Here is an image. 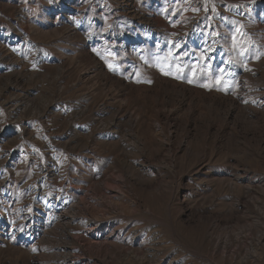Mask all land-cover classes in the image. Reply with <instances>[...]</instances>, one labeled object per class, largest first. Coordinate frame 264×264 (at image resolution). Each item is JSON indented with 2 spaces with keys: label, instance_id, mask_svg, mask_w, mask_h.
<instances>
[{
  "label": "rangeland",
  "instance_id": "rangeland-1",
  "mask_svg": "<svg viewBox=\"0 0 264 264\" xmlns=\"http://www.w3.org/2000/svg\"><path fill=\"white\" fill-rule=\"evenodd\" d=\"M2 41L0 264H264V0H0Z\"/></svg>",
  "mask_w": 264,
  "mask_h": 264
},
{
  "label": "bare ground",
  "instance_id": "bare-ground-1",
  "mask_svg": "<svg viewBox=\"0 0 264 264\" xmlns=\"http://www.w3.org/2000/svg\"><path fill=\"white\" fill-rule=\"evenodd\" d=\"M12 39L10 37H8V42H10ZM13 41V40H12ZM4 47V42H0V48L2 49ZM0 49V50H1ZM263 96H261V99H257V105L259 107L264 106V98H262ZM255 102V101H254ZM253 105V104H252ZM255 105V104H254ZM190 111V110H189ZM190 115V114H189ZM170 116L165 117L164 119L159 120V124H161L160 129H159V135H161L164 132V127L167 124H170L168 121ZM133 133V132H132ZM156 133V132H155ZM163 135V134H162ZM157 136V134H156ZM238 180V179H237ZM235 180V181H237ZM262 187H264V183H262ZM100 187V186H99ZM95 189V188H94ZM94 192V197L92 199H94L93 201H95L96 204H100V202L105 200V196L100 193V189L98 187H96V189L93 191ZM92 195V196H93ZM91 196V197H92ZM70 199V198H69ZM57 200V199H56ZM45 201V200H44ZM47 202V201H46ZM109 203V202H108ZM239 203V202H238ZM48 204V202H47ZM103 204V203H102ZM91 228V227H90ZM32 230V229H31ZM96 232V231H95ZM38 233H28L27 235V240L30 243L32 240H34L32 238V236H36ZM32 235V236H31ZM69 235V234H68ZM67 235V236H68ZM69 237V236H68ZM81 237V236H80ZM80 240H82L83 242H85V244L83 246H80L79 249L77 250V253L80 252L81 254V259L79 260L78 264H103V263H98V261H96L95 259L98 257H102V256H106V255H117V256H122L123 254H119L117 251V241L116 238H111V239H107V238H102L101 237V233L96 232L93 233V236H83ZM62 250V249H61ZM57 249L54 250V254L53 256L55 257V259H57L59 256ZM30 253H32L31 251H29ZM56 252V253H55ZM73 253V252H72ZM79 254V253H78ZM129 254V253H127ZM112 257V256H111ZM69 258H70V253L67 251H64V253L62 254V256L59 257V259H57L58 264H70L69 262ZM94 258V259H93ZM98 260V259H97ZM105 264V263H104Z\"/></svg>",
  "mask_w": 264,
  "mask_h": 264
}]
</instances>
